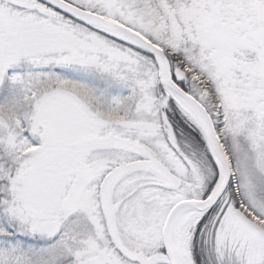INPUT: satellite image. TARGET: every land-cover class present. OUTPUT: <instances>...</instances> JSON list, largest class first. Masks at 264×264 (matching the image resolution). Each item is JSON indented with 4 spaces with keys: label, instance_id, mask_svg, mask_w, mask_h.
<instances>
[{
    "label": "snow or ice",
    "instance_id": "obj_1",
    "mask_svg": "<svg viewBox=\"0 0 264 264\" xmlns=\"http://www.w3.org/2000/svg\"><path fill=\"white\" fill-rule=\"evenodd\" d=\"M0 264H264V0H0Z\"/></svg>",
    "mask_w": 264,
    "mask_h": 264
}]
</instances>
